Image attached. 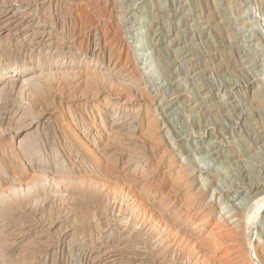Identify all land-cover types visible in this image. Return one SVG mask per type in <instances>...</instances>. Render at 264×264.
Wrapping results in <instances>:
<instances>
[{
  "label": "rangeland",
  "instance_id": "374dc122",
  "mask_svg": "<svg viewBox=\"0 0 264 264\" xmlns=\"http://www.w3.org/2000/svg\"><path fill=\"white\" fill-rule=\"evenodd\" d=\"M0 1L65 36L0 45V264H264V0Z\"/></svg>",
  "mask_w": 264,
  "mask_h": 264
},
{
  "label": "bare ground",
  "instance_id": "6f19581e",
  "mask_svg": "<svg viewBox=\"0 0 264 264\" xmlns=\"http://www.w3.org/2000/svg\"><path fill=\"white\" fill-rule=\"evenodd\" d=\"M5 0H2V2H4ZM12 1V0H11ZM24 1V0H23ZM79 1V0H78ZM86 1V0H85ZM84 1V2H85ZM1 2V1H0ZM6 2V1H5ZM13 2V1H12ZM11 2V3H12ZM99 2V1H98ZM106 2V1H105ZM11 3L9 2H6V3H0V45H2L6 40H9L10 38H16L17 41H19L20 43L24 44L25 46H28L30 49H31V53H37L40 52L41 50L43 49H46V51H52V50H56V49H61L62 46H64V37L63 36V32L61 30H59L60 28L58 27V23H49L47 21V19L44 17H41V16H38V9H32V8H29L27 9L28 11H24V12H20V11H17L15 8L17 7H14ZM67 3V2H66ZM82 3V2H81ZM87 3V2H86ZM89 3V2H88ZM91 3V2H90ZM97 3V2H96ZM48 4V3H47ZM46 4V5H47ZM72 4V3H71ZM38 5V3H37ZM92 5V4H91ZM95 5V4H94ZM97 5V4H96ZM102 5V4H101ZM115 6V5H113ZM48 7V6H47ZM46 7V8H47ZM68 7V6H67ZM86 7L88 8V4H86ZM97 7V6H96ZM37 8V7H36ZM42 8V7H41ZM92 8V7H91ZM48 9V8H47ZM110 9H112V6L110 7ZM109 9V10H110ZM114 9V7H113ZM20 10V9H19ZM67 10V9H66ZM69 10V9H68ZM100 10V9H99ZM107 10V7L106 5L102 8L101 11L106 12ZM71 11V10H70ZM90 11V10H89ZM112 12V11H110ZM43 13V12H42ZM93 13V12H92ZM95 13V12H94ZM101 13V12H100ZM109 13V12H108ZM107 13V14H108ZM114 13V12H113ZM174 13V12H173ZM41 14V13H40ZM74 14V13H73ZM79 14V13H78ZM49 15V14H48ZM68 15V13L66 14ZM75 15V14H74ZM81 15V14H80ZM85 15V14H84ZM97 15V14H96ZM101 15V14H100ZM106 15V14H105ZM51 15H49L50 17ZM73 16V15H72ZM78 16V15H77ZM83 16V15H81ZM103 16V15H102ZM110 16V15H109ZM48 17V18H49ZM92 17V16H91ZM52 18V17H51ZM78 18V17H77ZM100 16L98 14V16H95L94 18H90L87 16L86 20H87V24L89 26V30L93 29V28H96L98 27L100 24H101V20H99ZM102 18V17H101ZM100 18V19H101ZM80 19V18H79ZM85 19V18H84ZM50 20V19H49ZM51 21V20H50ZM77 21V20H76ZM81 22V21H80ZM79 22V23H80ZM86 23V22H85ZM82 24V23H81ZM83 26V24H82ZM87 26V27H88ZM86 28V27H85ZM100 28V27H99ZM104 28V26H103ZM105 29V28H104ZM84 30V29H83ZM89 30H87L89 32ZM102 30V29H101ZM107 31V30H106ZM115 32V31H114ZM104 33V32H103ZM109 34H106L105 37L102 38L103 41H107V40H110V37L108 36ZM111 35V34H110ZM81 33L80 32H76V38L75 39H79L81 37ZM114 36V35H113ZM112 38V36H111ZM66 39V38H65ZM114 39V37L112 38ZM73 40V39H72ZM11 41V40H10ZM76 43V40L74 41ZM73 42V43H74ZM114 42V41H113ZM5 44V43H4ZM70 44V43H69ZM68 44V45H69ZM67 45V46H68ZM107 45V44H106ZM113 45V44H112ZM119 45V44H118ZM70 46V45H69ZM68 46V48H70ZM72 46V45H71ZM127 48V47H126ZM43 52V51H42ZM121 52V51H120ZM45 53V52H44ZM122 54V53H121ZM72 55V54H71ZM126 67V66H125ZM264 67V66H263ZM26 68L24 69V67H20V66H15L12 68V75L10 77H16L18 80V78H20L21 75H23L25 72H26ZM80 74V73H79ZM83 74V73H82ZM86 74V73H85ZM78 75V74H77ZM83 78V77H82ZM88 78V77H87ZM86 79V78H85ZM169 86V85H168ZM235 104V103H234ZM231 107V106H230ZM243 113V112H242ZM102 131V130H101ZM104 131V129H103ZM165 158V157H164ZM172 164V163H171ZM182 167V166H181ZM174 168V167H173ZM196 169V168H195ZM174 170V169H173ZM169 171V170H168ZM194 171V170H193ZM181 172V171H180ZM173 175V174H172ZM179 176V175H178ZM181 176V175H180ZM182 177V176H181ZM176 180H179L176 178ZM176 180H174L176 182ZM181 181V179H180ZM114 196V195H113ZM117 196V195H116ZM118 197V196H117ZM116 199V197H114ZM134 198V197H132ZM190 198V197H189ZM135 199H137L135 197ZM134 199V200H135ZM117 200V199H116ZM115 200V202H117ZM138 200V199H137ZM194 200V199H192ZM191 200V201H192ZM114 201V200H113ZM115 202L111 203L112 205V209L113 210H117L118 212L120 211V207L115 206ZM138 202V201H137ZM135 203V202H134ZM133 203V204H134ZM132 204V202H131ZM188 204V203H187ZM191 204H189L190 206ZM123 206V205H121ZM131 206H134V205H131ZM137 206V205H136ZM135 206V207H136ZM264 206V205H263ZM130 207V206H129ZM135 207L133 209V211H131L130 213H134L135 212ZM137 208V207H136ZM140 209V208H139ZM224 209V208H223ZM233 209V208H232ZM128 210V208H127ZM130 210V209H129ZM143 210V209H142ZM140 210L138 213H141ZM138 211V209H137ZM121 212V211H120ZM123 212V211H122ZM124 213V212H123ZM195 213V212H194ZM116 214V213H115ZM118 214V213H117ZM124 215V214H123ZM136 215V214H134ZM139 215V214H138ZM144 214H142L143 216ZM218 218L214 221L213 223V226L208 230V232H206V235L204 236L203 239H200L199 237V242L197 243L200 244V245H207V246H211L213 248V252L214 250L218 249V248H223V247H228L232 241H236L238 238H237V232H236V228H234L235 226L234 225H230L228 224L229 221H226L224 216L222 217V214H218ZM229 215V214H227ZM141 216V214L139 215ZM141 216V217H142ZM145 216V215H144ZM125 217V216H124ZM129 217V216H128ZM132 217V215H131ZM138 217V216H137ZM136 217V218H137ZM152 217V216H150ZM157 217V216H156ZM211 217V216H210ZM231 217V216H230ZM122 218V217H121ZM126 218V217H125ZM140 218V217H139ZM146 218V217H145ZM234 218V217H233ZM127 219V218H126ZM144 219V218H143ZM156 219V218H155ZM208 218L205 217L204 215H201V217L199 218V220L195 221L194 224H199L200 225V230L203 229V227L206 225V220ZM227 219V217H226ZM229 219V218H228ZM133 220V219H131ZM137 220V219H136ZM160 220V219H159ZM158 220V221H159ZM127 221V220H126ZM150 221V220H149ZM147 220V223L145 224H148L149 222ZM153 221V220H152ZM151 221V222H152ZM157 221V222H158ZM134 222V221H133ZM138 222V221H137ZM142 222V221H141ZM146 222V221H145ZM161 222V221H160ZM232 222V221H231ZM139 223V222H138ZM144 222H142L143 224ZM150 223V222H149ZM125 224V223H124ZM134 224V223H133ZM141 224V225H142ZM26 225V224H25ZM122 225V224H121ZM137 225V224H136ZM140 225V223H139ZM162 225V223H161ZM160 224H153L151 226H154L155 230L156 228L159 230H162L161 232H165L166 230L165 229H162L164 227H162ZM237 225V224H236ZM18 226V225H17ZM134 226V225H133ZM148 226V225H147ZM166 226V225H165ZM150 227V226H149ZM167 227V226H166ZM165 227V228H166ZM238 228V226H236ZM241 227V226H239ZM26 228V226H19L17 228L14 229V233H11V237H19V234H21V231H23L24 229ZM197 228V227H196ZM134 229V228H133ZM168 229V228H166ZM151 230V228H150ZM154 230V229H153ZM157 230V232H158ZM16 231H18L17 233H15ZM169 231V230H167ZM11 232V231H10ZM166 233V232H165ZM164 234V238L165 236H167L168 234ZM199 233V232H198ZM170 235V233H169ZM169 235L167 237H169ZM162 236V235H161ZM174 236V235H173ZM202 236V235H201ZM200 236V237H201ZM10 237V238H11ZM160 237V236H159ZM171 237V236H170ZM169 237V238H170ZM203 237V236H202ZM16 239V238H15ZM157 239H158V236H157ZM160 240V239H159ZM165 240V239H163ZM172 240V239H171ZM161 241V240H160ZM159 241V242H160ZM179 240H177L178 242ZM172 242V241H171ZM174 242H175V239H174ZM173 242V243H174ZM183 242V241H182ZM180 242V243H182ZM194 242V241H193ZM179 243V242H178ZM185 243V242H184ZM233 243V242H232ZM239 243V242H238ZM183 244V243H182ZM186 244V243H185ZM184 244V245H185ZM193 244V243H192ZM196 244V242H195ZM219 247H217L218 245ZM180 245V244H179ZM198 246L199 249L203 246ZM187 246V245H186ZM194 246V244L192 245ZM206 246V247H207ZM196 247V246H195ZM205 247V248H206ZM210 247V248H211ZM192 248V247H191ZM234 248V246L232 247ZM238 248V247H237ZM240 249V247H239ZM198 250V249H197ZM202 250V249H201ZM205 250V249H204ZM233 250V249H232ZM211 251V250H210ZM229 251V250H228ZM246 251V250H245ZM201 252V251H200ZM216 252V251H215ZM214 252V253H215ZM225 252V251H224ZM233 252V257H231L232 259H234L235 263L233 264H253L252 263V260L250 258V256L248 255V253H244L242 252L241 250H233V251H230V253ZM229 253V252H227ZM200 254V253H199ZM197 255L198 257L200 255ZM225 255V254H224ZM226 255H229V254H226ZM255 255V254H254ZM214 256V255H213ZM216 257V256H215ZM230 257V256H228ZM197 258V257H196ZM224 258L223 255L218 257V259H222ZM258 258V257H256ZM202 259V258H201ZM200 259V262L203 264L204 261H205V258L204 261L202 262V260ZM213 259V258H212ZM226 259V258H225ZM255 259V257H254ZM259 259V258H258ZM258 259H256L257 261V264H261V260L259 259L260 263L258 262ZM230 260V259H228ZM197 261V260H196ZM194 260V262H196ZM208 261V260H206ZM205 261V262H206ZM212 260H209L208 262H211ZM222 261V260H221ZM131 262V261H130ZM199 262V261H197ZM214 262V260H213ZM231 262V261H230ZM200 263V264H201ZM212 263V262H211ZM217 263V262H216ZM215 264V262H214ZM231 264V263H229ZM263 264V263H262Z\"/></svg>",
  "mask_w": 264,
  "mask_h": 264
}]
</instances>
